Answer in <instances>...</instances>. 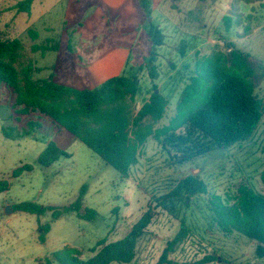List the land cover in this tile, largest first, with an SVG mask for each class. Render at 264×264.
Masks as SVG:
<instances>
[{"label": "rangeland", "instance_id": "374dc122", "mask_svg": "<svg viewBox=\"0 0 264 264\" xmlns=\"http://www.w3.org/2000/svg\"><path fill=\"white\" fill-rule=\"evenodd\" d=\"M18 1L0 0V34L21 40L19 69L33 64L39 69L36 79L55 75L59 83L77 89H94L123 72L136 74L141 83L133 103L136 113L155 86L170 100L163 120L146 121L154 132L176 115L196 60L227 53L229 42L252 54L262 66L256 91L264 98V0H149L150 17L141 0H37L31 13L11 9ZM225 16L234 20L230 31ZM151 24L163 34L161 46L150 37ZM32 31L38 33L37 40ZM47 43L59 49L33 52L34 44ZM13 103V95L0 89V182L11 184L8 191L0 193V264H48L54 252L66 248L78 249L82 258L88 259L99 241L123 239L148 208L155 207V196L170 192L190 175L199 176L218 194L230 192L244 180L264 193V119L250 140L185 165L169 161L154 133L142 148L132 177L123 179L46 116L41 119L44 132L23 135L27 123L40 115L15 114ZM7 127L14 129L7 131L12 138L3 133ZM50 141L71 157L42 167L38 158ZM26 165L33 170L12 178L16 169ZM83 185L84 208L96 211L91 220L71 212L53 221L51 212L37 216L12 209L22 202L68 206L79 198ZM203 198H192V207L185 208L195 233L169 256L174 264H195L212 252L223 259L210 264H261L254 255L255 244L243 237L203 236L202 230L208 228L207 214L201 208ZM155 212L131 264H157L180 229V214L175 217V213L161 209ZM48 224L51 230L42 243L40 235Z\"/></svg>", "mask_w": 264, "mask_h": 264}, {"label": "trees", "instance_id": "16d2710c", "mask_svg": "<svg viewBox=\"0 0 264 264\" xmlns=\"http://www.w3.org/2000/svg\"><path fill=\"white\" fill-rule=\"evenodd\" d=\"M36 1L20 0L11 9L17 13H31ZM141 2L143 10L150 17V1ZM224 22L227 31L232 30L233 18L225 16ZM31 35L34 40L38 39L37 32L32 31ZM150 37L156 46L163 44V34L154 24H151ZM228 46L230 50L227 53L196 60L182 91L176 115L168 125L155 132L153 125L146 121L160 122L166 117L170 105V100L157 91V86L136 113L133 103L141 92L138 75L123 72L94 89H77L60 84L55 80V75L48 79H36L35 73L39 69L33 64L21 69L16 65L23 49L21 40L7 39L1 34L0 89L13 95L15 114L40 115L38 120L27 123L23 135L44 132L41 119L46 116L60 130L70 133L99 155L123 179H129L133 168L139 163L142 148L154 133L163 153L176 165L194 163L217 151L246 142L255 135L264 119V98L256 91L262 66L253 60L252 54L241 50L233 42H229ZM58 49V46L50 43L32 46L34 53ZM15 120L19 121V118ZM11 129L14 130L13 127L3 129L8 138L13 137L7 132ZM61 157L71 155L55 141H50L39 156L38 163L42 167H50ZM32 170V166H23L13 172L12 178ZM262 184L264 188V171ZM10 185L6 180L1 181L0 193L8 191ZM85 194L86 185H83L79 198L68 206H40L34 202H22L14 204L12 209L37 216L51 212L53 221L71 212L91 220L96 216V211L84 208ZM194 197H204L201 208L207 214L208 228L202 230L203 236L210 234L223 239L243 237L255 244L254 255L264 264V193L258 192L244 180L230 192L218 194L211 192L209 185L199 176L191 175L178 181L170 192L155 196V207H149L123 239L99 241L92 250L94 255L88 259L82 258L80 250L66 248L54 252L47 260L48 264H131L136 258L139 241L155 218L156 209L175 213V217L181 216L178 233L168 242L157 263L174 264L169 256L195 233L193 224L189 223L184 213L185 208L192 207L191 199ZM50 230L49 224L43 227L40 235L42 243ZM221 258L212 252L195 264L215 263Z\"/></svg>", "mask_w": 264, "mask_h": 264}, {"label": "crops", "instance_id": "0c3cea01", "mask_svg": "<svg viewBox=\"0 0 264 264\" xmlns=\"http://www.w3.org/2000/svg\"><path fill=\"white\" fill-rule=\"evenodd\" d=\"M127 61V60H126ZM126 64V63H125ZM113 77H115V76H113ZM112 78V77H111ZM110 79V78H109ZM57 81V80H56ZM58 82V81H57ZM59 83V82H58ZM61 84V83H60ZM65 85V84H64Z\"/></svg>", "mask_w": 264, "mask_h": 264}]
</instances>
